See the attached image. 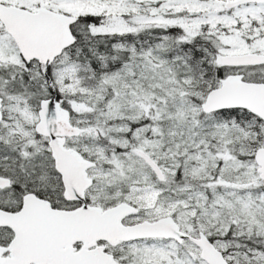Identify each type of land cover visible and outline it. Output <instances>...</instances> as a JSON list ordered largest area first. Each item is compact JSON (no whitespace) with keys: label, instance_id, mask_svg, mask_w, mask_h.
<instances>
[{"label":"snow or ice","instance_id":"6c2138e0","mask_svg":"<svg viewBox=\"0 0 264 264\" xmlns=\"http://www.w3.org/2000/svg\"><path fill=\"white\" fill-rule=\"evenodd\" d=\"M0 264H264V0H0Z\"/></svg>","mask_w":264,"mask_h":264}]
</instances>
